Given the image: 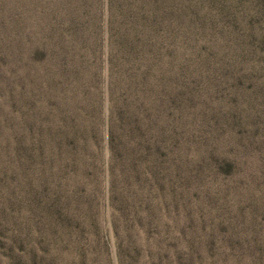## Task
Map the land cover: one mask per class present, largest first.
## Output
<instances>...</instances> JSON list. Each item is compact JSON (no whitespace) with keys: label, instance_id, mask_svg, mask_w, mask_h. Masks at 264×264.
<instances>
[{"label":"rangeland","instance_id":"obj_1","mask_svg":"<svg viewBox=\"0 0 264 264\" xmlns=\"http://www.w3.org/2000/svg\"><path fill=\"white\" fill-rule=\"evenodd\" d=\"M0 264H264V0H0Z\"/></svg>","mask_w":264,"mask_h":264}]
</instances>
